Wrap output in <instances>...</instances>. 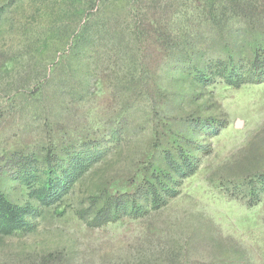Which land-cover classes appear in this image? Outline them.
<instances>
[{"label": "rangeland", "instance_id": "374dc122", "mask_svg": "<svg viewBox=\"0 0 264 264\" xmlns=\"http://www.w3.org/2000/svg\"><path fill=\"white\" fill-rule=\"evenodd\" d=\"M233 3L0 0V264H264V0Z\"/></svg>", "mask_w": 264, "mask_h": 264}, {"label": "trees", "instance_id": "16d2710c", "mask_svg": "<svg viewBox=\"0 0 264 264\" xmlns=\"http://www.w3.org/2000/svg\"><path fill=\"white\" fill-rule=\"evenodd\" d=\"M105 3L107 0H104ZM257 2V0H234V7L231 4L232 8L238 12L239 9L242 11V14L245 18L247 16L243 10L251 9L253 5ZM112 4V5H111ZM222 5H220L221 8ZM108 7H112L113 10H122V6H115L113 1H111L108 5ZM129 5L126 7L128 8ZM131 9H133V6L131 4ZM130 9V10H131ZM223 9V8H222ZM255 10V8L253 9ZM103 23L104 21L107 22L108 20H111V16H107L106 14H103ZM244 25L248 27H253L254 26V21L252 16L248 15L247 18H245V21H243ZM90 24V23H89ZM85 25H88V22L85 23ZM261 53L257 54L255 59L253 60L251 67L254 69V73H250L251 75H258L259 77L256 79L255 82H262L264 81V52L260 51ZM235 72V69L228 71V76H232V74ZM231 73V74H230ZM245 81L244 77H241L240 80H238L236 83H231L235 84L236 86H239L241 83ZM181 166V164H180ZM184 168L180 170V172H186V170H192L194 167V164H191V162L184 161L183 165ZM189 171V172H190ZM160 182H157V178L155 182L148 183V191L147 193L151 196V202L154 207H160L164 205L167 202V197L171 191L169 187H167V184L165 185L164 188H161L159 185ZM162 191V192H161ZM48 198V197H47ZM52 200L49 199H43V203L47 204L50 203ZM108 220V212L99 210L96 216L93 219V223L96 225L102 224L103 222H106ZM22 222L21 217H19L18 214V209L15 206H12L9 204L7 201L2 200L0 203V233L4 235L11 234L14 230L19 229L21 225L19 223Z\"/></svg>", "mask_w": 264, "mask_h": 264}]
</instances>
